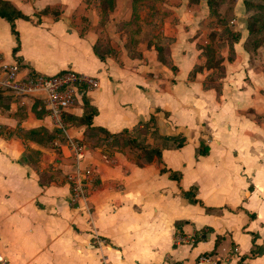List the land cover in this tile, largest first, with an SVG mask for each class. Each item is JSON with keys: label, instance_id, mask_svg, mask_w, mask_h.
Returning a JSON list of instances; mask_svg holds the SVG:
<instances>
[{"label": "crops", "instance_id": "obj_1", "mask_svg": "<svg viewBox=\"0 0 264 264\" xmlns=\"http://www.w3.org/2000/svg\"><path fill=\"white\" fill-rule=\"evenodd\" d=\"M10 1L28 18L14 20L17 42L0 16V62L46 74L70 67L95 76L98 87L77 95L65 114L67 133L87 145L76 161L40 99L0 86L5 264H198L201 255L209 259L200 264H264V45L255 52L244 47L243 0L235 1L229 20L240 32L233 57L228 45L219 49L224 75L218 87L205 86L211 68L192 73L204 62L199 44L220 29L205 0L195 7L189 0H156L147 8L148 22L141 21L140 54L120 47L104 58L93 48L104 11L99 3ZM48 6L57 16L43 12ZM131 6L109 10L110 21L127 20ZM110 36L117 40L113 30ZM159 45L168 46L171 64L160 60ZM86 99L96 108L91 124L110 133L126 128L137 135L140 122L154 114L156 132L139 137L161 146V158L139 164L137 152L112 145L110 137L86 139L85 124L70 118L83 114ZM177 134L185 137L181 146L162 147L159 135ZM201 141L205 154L196 153ZM88 166L96 172L94 185L77 196L67 174ZM170 170L179 171V179ZM178 234L184 240L176 242ZM95 235L102 245L93 243ZM254 247L261 250L252 254Z\"/></svg>", "mask_w": 264, "mask_h": 264}, {"label": "trees", "instance_id": "obj_2", "mask_svg": "<svg viewBox=\"0 0 264 264\" xmlns=\"http://www.w3.org/2000/svg\"><path fill=\"white\" fill-rule=\"evenodd\" d=\"M202 0H189V4L192 7L198 6ZM236 0H205L209 15L214 19V21L220 24V29L211 30L207 33L205 42L199 44L201 48V55L204 56L203 64H196L192 73L200 70L203 66L211 68L212 72L208 75L205 86H220L219 79L224 75V65L223 56L220 54L219 49L222 45H228V58L233 57L234 49L233 43L238 41L240 38V32L238 30H233L229 27V20L234 15L233 6ZM245 5V10L248 12L246 17L248 33L244 40V47L250 52H255L257 48L264 45V0H243ZM132 9L130 17L123 21L124 25H133L130 29L131 32H138L140 26L138 24L139 13L134 2L131 1ZM51 11L57 16L58 10L56 7L48 6L43 12ZM0 16L4 17L10 22L12 32L16 35V40L18 42V33L14 26V20L18 17L28 18V15L23 13L21 9L16 6L10 0H0ZM101 40H97L93 46L95 53L100 57L104 58L108 52H111V47L107 44L102 45ZM213 41H217L213 44ZM17 46L14 47L16 50ZM160 60L165 64H171L167 55L168 46L159 45L157 47ZM139 51H130L131 56H137ZM85 109L80 116H70L73 122L76 124H85L84 135L86 139L92 140L94 142H99L100 139H106L110 137V142L112 145H117L119 148L129 147L132 151L137 152L138 163L143 161H150L153 158H161V146H151L150 144L144 142L143 138L139 136L145 133L154 134L155 129V115L151 114L147 121L140 122L137 127V135L129 133L128 129H123L119 132L110 133L106 129L100 126H93L91 124L92 115L96 112V108L89 105L87 99L85 100ZM69 117V116H68ZM32 136L40 134L39 130H31ZM59 135L55 132V135ZM140 134V135H139ZM162 147H168L170 145L181 146L185 142V137L182 134L170 135V136H160ZM208 151V146L201 141L196 149L197 154H205ZM162 170H166L163 169ZM169 175L172 178L179 179V171H169ZM189 191H186L188 193ZM258 249V248H257ZM255 247L252 248L251 253L255 254L261 250H257Z\"/></svg>", "mask_w": 264, "mask_h": 264}, {"label": "built area", "instance_id": "obj_3", "mask_svg": "<svg viewBox=\"0 0 264 264\" xmlns=\"http://www.w3.org/2000/svg\"><path fill=\"white\" fill-rule=\"evenodd\" d=\"M0 86L11 91L15 96L34 97L42 101L47 114L51 118L54 127L65 132V144L70 150V155L80 161L87 145L79 138H74L67 133L65 114L77 99V95L98 87V79L95 76L79 72L66 67L52 74L42 73L32 68L23 69L19 62H0ZM96 172L92 166L76 169L67 174L71 183L72 193L77 196H86L88 190L94 185ZM184 240L178 234L176 242ZM97 246L104 243V239L98 235L92 240ZM209 259L201 255V261ZM4 259L0 256V264Z\"/></svg>", "mask_w": 264, "mask_h": 264}, {"label": "rangeland", "instance_id": "obj_4", "mask_svg": "<svg viewBox=\"0 0 264 264\" xmlns=\"http://www.w3.org/2000/svg\"><path fill=\"white\" fill-rule=\"evenodd\" d=\"M92 1H94L97 4L99 3V6L102 7V9L104 10L100 14V18L97 19V26L98 28H100L99 33H98V38L99 40H101L100 42H102V45L109 43L111 45V50H114V49L119 50L118 48L120 47H124L129 52L133 50H137V45H136L137 39H138L137 35L140 31L135 32V33L131 32L130 29L133 25H129V26L124 25L123 21L125 19H119L116 22H114V19H112L113 21H110V11L109 10L113 9V12H114L115 11L114 9L117 8V11H118V7H122V6L123 7L125 6L128 8L129 6L132 5L129 3L130 0H127L126 2L125 1L121 2L119 0H86V2H92ZM132 2H134V0H132ZM155 3H156V0H135L137 9L139 10V8L141 7L140 9L142 11L141 18L138 19V24H140L139 25L140 28H141V21L146 23L148 22V19L150 18L149 10L147 8L152 7L153 5L155 6L156 5ZM149 9H152V8H149ZM117 15H118L117 16L118 18L127 16L126 14H117ZM82 18H83L82 20L84 23H87V24L90 23V20L88 19L87 16L82 17ZM112 30L113 32H115V37L117 38V40L114 37L110 36V32H112ZM216 43L217 41L215 42L213 41V44H216Z\"/></svg>", "mask_w": 264, "mask_h": 264}]
</instances>
